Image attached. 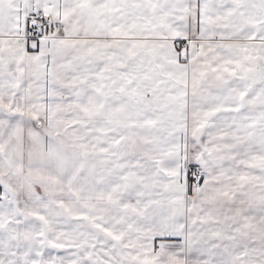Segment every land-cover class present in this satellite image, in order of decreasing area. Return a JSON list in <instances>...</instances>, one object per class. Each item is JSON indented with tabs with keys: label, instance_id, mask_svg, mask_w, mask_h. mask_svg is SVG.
I'll list each match as a JSON object with an SVG mask.
<instances>
[{
	"label": "snow or ice",
	"instance_id": "obj_1",
	"mask_svg": "<svg viewBox=\"0 0 264 264\" xmlns=\"http://www.w3.org/2000/svg\"><path fill=\"white\" fill-rule=\"evenodd\" d=\"M0 264H264V0H0Z\"/></svg>",
	"mask_w": 264,
	"mask_h": 264
}]
</instances>
